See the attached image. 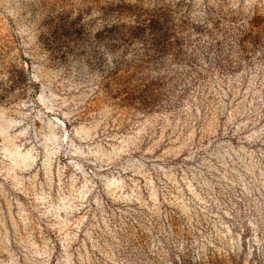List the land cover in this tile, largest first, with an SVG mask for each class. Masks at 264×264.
Wrapping results in <instances>:
<instances>
[{
    "label": "rangeland",
    "instance_id": "374dc122",
    "mask_svg": "<svg viewBox=\"0 0 264 264\" xmlns=\"http://www.w3.org/2000/svg\"><path fill=\"white\" fill-rule=\"evenodd\" d=\"M0 109V264H264V0H0Z\"/></svg>",
    "mask_w": 264,
    "mask_h": 264
},
{
    "label": "bare ground",
    "instance_id": "6f19581e",
    "mask_svg": "<svg viewBox=\"0 0 264 264\" xmlns=\"http://www.w3.org/2000/svg\"><path fill=\"white\" fill-rule=\"evenodd\" d=\"M9 11H13V8L8 9ZM5 112L0 109V116L4 115ZM17 122V120L15 118L9 117L5 120L4 123H0V134L3 135V138L5 140V149H9V148H14L19 146L17 143L13 142L12 140H9V134H10V129L13 125H15V123ZM16 165V162H11L8 165V169H14Z\"/></svg>",
    "mask_w": 264,
    "mask_h": 264
}]
</instances>
